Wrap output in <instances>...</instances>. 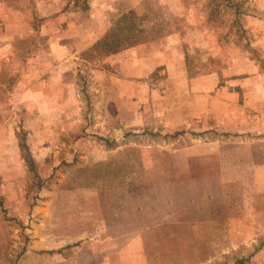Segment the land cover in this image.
<instances>
[{"label": "rangeland", "instance_id": "374dc122", "mask_svg": "<svg viewBox=\"0 0 264 264\" xmlns=\"http://www.w3.org/2000/svg\"><path fill=\"white\" fill-rule=\"evenodd\" d=\"M83 1L0 0V264H96L103 205L198 175L263 209L125 264H264V0Z\"/></svg>", "mask_w": 264, "mask_h": 264}, {"label": "crops", "instance_id": "0c3cea01", "mask_svg": "<svg viewBox=\"0 0 264 264\" xmlns=\"http://www.w3.org/2000/svg\"><path fill=\"white\" fill-rule=\"evenodd\" d=\"M226 173V172H225ZM232 174V173H231ZM247 176V174L245 173ZM218 175L212 176L217 178ZM225 176V174H224ZM264 177V166L261 168V177ZM212 177L191 178L192 180L183 181V184L173 182L167 183V188H173V193L166 191V199H161L160 195L152 191H142L136 193L140 195V206L138 208L125 209L120 203H112L108 207H102L103 218L93 225L98 226L100 238L93 241L81 243L82 246L71 247L76 250H86L91 252V257H100V261L96 264H125L126 250L134 249L135 246L141 249L142 258L149 256L155 245L148 246V240L151 242L156 239L158 230L167 227H176V225H187L192 227L199 234L196 239V249L201 256H206L205 242L206 238L202 237L201 232L204 230L208 222H214L216 225L221 224V220L229 219L225 225L232 227L237 223L236 216L248 217L249 214L257 210L263 209V206L254 205L252 198H248L244 193L241 202L245 206L237 207L233 203V191L227 189L221 192L223 183L220 180L218 187L212 182L207 181ZM226 177V176H225ZM224 177V178H225ZM217 181L214 180L213 183ZM227 181L225 180V186ZM180 190L181 193L174 191ZM239 208V209H238ZM132 210L133 213L127 212ZM106 212L108 218H106ZM113 217H117L116 220ZM97 221V219H95ZM244 222V221H243ZM213 223V224H214ZM247 224V222H244ZM238 224V223H237ZM201 227L203 230H201ZM93 232V231H92ZM110 237V235H115ZM147 234H150L148 239ZM165 241H172V237L166 236ZM158 241V240H157ZM74 241H68L70 244ZM64 243L60 245L63 246ZM156 249V248H155ZM157 250V249H156ZM92 263V262H91ZM143 264V263H142Z\"/></svg>", "mask_w": 264, "mask_h": 264}, {"label": "trees", "instance_id": "16d2710c", "mask_svg": "<svg viewBox=\"0 0 264 264\" xmlns=\"http://www.w3.org/2000/svg\"><path fill=\"white\" fill-rule=\"evenodd\" d=\"M83 2H84V7H85L86 6L85 0ZM22 144H23V146H26L25 143H22ZM27 160H28L29 164H31V166H32V164H33L32 158L29 156V157H27Z\"/></svg>", "mask_w": 264, "mask_h": 264}]
</instances>
